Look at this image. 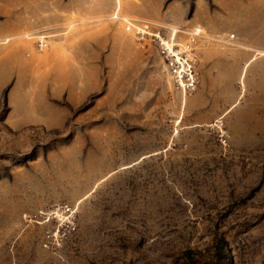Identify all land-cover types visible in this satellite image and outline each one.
<instances>
[{
    "label": "rangeland",
    "instance_id": "obj_1",
    "mask_svg": "<svg viewBox=\"0 0 264 264\" xmlns=\"http://www.w3.org/2000/svg\"><path fill=\"white\" fill-rule=\"evenodd\" d=\"M225 2L0 0V36L32 33L0 45V264H176L220 237L223 264H264L261 11L259 34L209 32L252 50L197 41L205 66L191 93L110 18L194 25L210 10L217 23ZM60 203L78 206V231L55 248L38 211Z\"/></svg>",
    "mask_w": 264,
    "mask_h": 264
},
{
    "label": "built area",
    "instance_id": "obj_2",
    "mask_svg": "<svg viewBox=\"0 0 264 264\" xmlns=\"http://www.w3.org/2000/svg\"><path fill=\"white\" fill-rule=\"evenodd\" d=\"M141 45L157 48L163 60L162 72L168 74L176 90L191 93L203 82V53L198 40H215L229 45L236 53L241 44L234 34L213 37L205 27L179 25L156 19L126 16L116 12L113 18ZM42 47L43 44L40 43ZM224 138L223 142H227ZM38 214L43 220V239L47 246L60 248L78 231V206L68 203L41 208Z\"/></svg>",
    "mask_w": 264,
    "mask_h": 264
},
{
    "label": "crops",
    "instance_id": "obj_3",
    "mask_svg": "<svg viewBox=\"0 0 264 264\" xmlns=\"http://www.w3.org/2000/svg\"><path fill=\"white\" fill-rule=\"evenodd\" d=\"M171 4L169 5V7L171 6ZM225 6L226 7H224L225 8L224 12L223 11L221 12V15H222V17L220 18L221 19V22H217V23L214 22L213 17L212 16L210 17V15L212 14V11H210V10H209V12H210L209 14L210 15L207 16V17H209L208 18L209 21L208 20H203V19H201V17L200 18L195 17L190 22L191 23H194V24H199V25L205 27L206 29H208L209 32H212L210 30V28L213 31L215 29L216 30H220V28H222V27H225V28H234V29H237V30L239 29V31H243L244 30V32H249L253 28V32L259 34V32H258V29L259 28H257V29L254 28L255 26L258 27V24L254 25V23L252 21V18H253L252 13H253L254 10H258L259 9V11H261L260 12L261 15L264 16V3H261L260 5H257V6H254L253 5L252 7L249 6V5H247V6H242L241 8H238V7H233L230 4L229 0H228V2H225ZM196 13H197V10L195 11V14ZM200 16H201V14H200ZM224 16L226 17L225 18L226 21H223V17ZM176 21L179 22L180 24H183L182 20H176ZM165 22H167V21H165ZM260 29H262L264 31V27L263 26L260 27ZM254 30H256V31H254ZM251 34H252V32H251ZM238 42L242 46H241V48L236 53L230 47L231 53L233 55H238L242 51H245V50L248 51L249 49H251V50L254 49L253 47L247 46V45L243 44L240 41H238ZM134 67H137V65L134 66Z\"/></svg>",
    "mask_w": 264,
    "mask_h": 264
},
{
    "label": "trees",
    "instance_id": "obj_4",
    "mask_svg": "<svg viewBox=\"0 0 264 264\" xmlns=\"http://www.w3.org/2000/svg\"><path fill=\"white\" fill-rule=\"evenodd\" d=\"M232 253L228 240L225 237L217 238L206 254L195 252L192 249L186 250L177 260L176 264H223L231 263Z\"/></svg>",
    "mask_w": 264,
    "mask_h": 264
},
{
    "label": "bare ground",
    "instance_id": "obj_5",
    "mask_svg": "<svg viewBox=\"0 0 264 264\" xmlns=\"http://www.w3.org/2000/svg\"><path fill=\"white\" fill-rule=\"evenodd\" d=\"M119 9L121 8V0H118V6ZM118 12V13H121L119 10L116 9V11L114 12V14ZM114 14L110 17V18H114ZM125 15V14H124ZM127 16V15H126ZM31 32L29 31H25V32H20V33H13V34H9V35H1L0 36V45H5V44H8L12 41L13 38H16V37H25V38H30L31 36ZM40 38H44V37H40ZM40 41L42 42L43 40L40 39ZM264 52V51H262ZM31 65V66H30ZM30 65H26L25 68L26 70H30L31 68L34 67V64H30ZM37 65H41V64H37ZM205 65V62L203 63V67ZM163 71V70H162ZM40 79V78H39ZM34 116V115H33ZM35 118V116H34Z\"/></svg>",
    "mask_w": 264,
    "mask_h": 264
}]
</instances>
